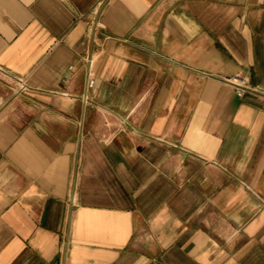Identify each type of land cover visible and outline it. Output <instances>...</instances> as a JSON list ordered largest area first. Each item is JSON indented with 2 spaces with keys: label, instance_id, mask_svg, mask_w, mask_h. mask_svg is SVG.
<instances>
[{
  "label": "crops",
  "instance_id": "0c3cea01",
  "mask_svg": "<svg viewBox=\"0 0 264 264\" xmlns=\"http://www.w3.org/2000/svg\"><path fill=\"white\" fill-rule=\"evenodd\" d=\"M0 264H264V0H0Z\"/></svg>",
  "mask_w": 264,
  "mask_h": 264
},
{
  "label": "built area",
  "instance_id": "2783aa9c",
  "mask_svg": "<svg viewBox=\"0 0 264 264\" xmlns=\"http://www.w3.org/2000/svg\"><path fill=\"white\" fill-rule=\"evenodd\" d=\"M226 82L229 83V84H231V85H233V86H235L236 88H239V89L244 90V92L249 91V90L245 87V86H246L245 79L242 78L241 76H237V75H236V77H234V78H228V79L226 80ZM94 83H96V82L94 81V78H93L92 76H90V78H89V80H88L87 87L90 88V89L93 88ZM19 86H20V88H24V84H23L22 82L20 83Z\"/></svg>",
  "mask_w": 264,
  "mask_h": 264
}]
</instances>
